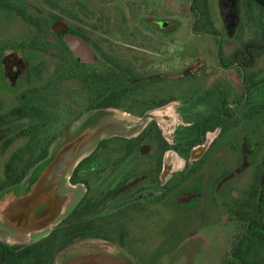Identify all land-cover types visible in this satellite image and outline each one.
<instances>
[{"label":"flooded vegetation","instance_id":"1","mask_svg":"<svg viewBox=\"0 0 264 264\" xmlns=\"http://www.w3.org/2000/svg\"><path fill=\"white\" fill-rule=\"evenodd\" d=\"M208 1L105 0L88 15L78 0H0V193L79 116L90 76L137 118L100 139L55 196L44 194L53 172L34 185L13 214L25 234L0 239V257L134 264L144 214L162 203L186 231L168 262L264 264V0ZM164 38L186 39L165 70ZM78 39L98 62L80 60Z\"/></svg>","mask_w":264,"mask_h":264},{"label":"water","instance_id":"2","mask_svg":"<svg viewBox=\"0 0 264 264\" xmlns=\"http://www.w3.org/2000/svg\"><path fill=\"white\" fill-rule=\"evenodd\" d=\"M226 13H228L226 15H229L227 16L229 19L233 15L230 10H227ZM77 42V52L72 45L69 46L72 50L74 49L76 55H79L80 60L90 63L98 62V59L91 54L81 39H78ZM112 109L116 108H96L84 112L63 133L56 137L48 147L47 155L31 167L29 174L24 179L0 193L1 236L8 238L14 234H25L24 228L26 226H23L25 222L22 223L21 227L13 225L15 222L13 214L20 209L25 210L27 208V204H21L20 201L24 196L32 193V189L38 181L53 172L55 176L53 189H47L44 194L46 197L55 196L56 189L65 181L70 169L90 153L100 139L124 133L126 128L114 119L105 117L106 113ZM45 196L43 197L45 198ZM35 198H39V196ZM76 199L77 197L73 201L74 204ZM13 202L15 204H12Z\"/></svg>","mask_w":264,"mask_h":264},{"label":"rangeland","instance_id":"3","mask_svg":"<svg viewBox=\"0 0 264 264\" xmlns=\"http://www.w3.org/2000/svg\"><path fill=\"white\" fill-rule=\"evenodd\" d=\"M105 0H78V7L80 11L85 14L90 15L91 13H98V10L95 8L100 7ZM182 0H174L175 10H178V7ZM83 3H90V6H87V9H82ZM217 0H209L208 5L212 10L215 9ZM100 12L105 13L106 9L102 8ZM9 14L6 12H0V16L7 17ZM23 31V29H21ZM188 39V38H187ZM199 37H192L193 45L197 44ZM168 39L164 38L163 45L161 49H164L160 52L159 58H167L166 62L160 61L159 69L169 68L173 64H180L182 60L180 57L174 53L179 47H182L186 39L181 38L180 40L173 38L174 42H167ZM115 52H120V44H113ZM117 52V53H118ZM165 70V69H163ZM2 85V79L0 77V86ZM4 88V87H2ZM105 116V115H104ZM107 118L114 119L120 123L124 128V134L128 128L136 124L137 118L133 115L122 112L119 109H112V111L106 113ZM143 218L142 228L137 232V241L139 244H135L134 248L137 251V254H140V258H133L134 264H182V262H168L166 256L168 255L169 248L174 244L175 245V254L180 255L182 252L181 246L184 244V237L186 236V231H184L183 221L180 213H177L173 208L164 207V204L158 203L154 210H149ZM179 223L181 227H178ZM225 228V226H223ZM0 239H4L9 243H12L13 240L7 237L0 235ZM223 245H226V241H223ZM156 250L155 254L158 256L156 260L158 262L150 261L151 252ZM162 259H160V257ZM160 259V260H159Z\"/></svg>","mask_w":264,"mask_h":264},{"label":"trees","instance_id":"4","mask_svg":"<svg viewBox=\"0 0 264 264\" xmlns=\"http://www.w3.org/2000/svg\"><path fill=\"white\" fill-rule=\"evenodd\" d=\"M87 6H89L88 3L86 4V6H84V8L87 9ZM117 78H119V76H117ZM83 80L87 82L86 78H84ZM110 85L111 84L108 83V80L104 76H90V98L89 96H86L85 99L80 98L81 101L79 104V116L75 120H77L86 111H90L96 108L113 107L111 105V101L108 100L107 95H105ZM9 169L10 167H8V170ZM22 262H24L23 256L15 257L14 259H9L7 257V253H4V255L0 257V264H22Z\"/></svg>","mask_w":264,"mask_h":264}]
</instances>
